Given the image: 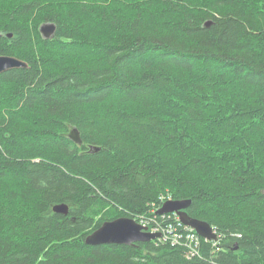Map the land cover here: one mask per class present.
Masks as SVG:
<instances>
[{
  "label": "trees",
  "instance_id": "obj_1",
  "mask_svg": "<svg viewBox=\"0 0 264 264\" xmlns=\"http://www.w3.org/2000/svg\"><path fill=\"white\" fill-rule=\"evenodd\" d=\"M0 55V264H264V0H0ZM163 196L203 257L86 243Z\"/></svg>",
  "mask_w": 264,
  "mask_h": 264
},
{
  "label": "water",
  "instance_id": "obj_2",
  "mask_svg": "<svg viewBox=\"0 0 264 264\" xmlns=\"http://www.w3.org/2000/svg\"><path fill=\"white\" fill-rule=\"evenodd\" d=\"M56 28L57 26L54 22H46L41 26L40 31L44 38L49 39L55 35ZM27 67H29V63L23 59L13 55H0V73L13 68ZM69 137L79 145L83 143L77 127L71 129ZM96 150H99V148ZM191 202V199H168L157 210V214L175 213L184 225L195 229L203 238L209 241L218 240L219 235L209 222L189 215L186 209L191 205ZM53 210L66 215L69 213V205L67 203H59L53 207ZM159 236H161L160 232L149 231L146 226L135 218L123 216L105 221L86 237V243L93 246L100 244L130 245L137 242H149Z\"/></svg>",
  "mask_w": 264,
  "mask_h": 264
},
{
  "label": "built area",
  "instance_id": "obj_3",
  "mask_svg": "<svg viewBox=\"0 0 264 264\" xmlns=\"http://www.w3.org/2000/svg\"><path fill=\"white\" fill-rule=\"evenodd\" d=\"M161 199L165 202L164 196ZM159 207H157V209ZM157 209L152 210L154 211L153 215L148 217L140 216L138 221L146 226L149 231L160 232L161 236L156 239L163 244L185 248L186 256L188 258L196 259L203 257V240L206 242L209 240L200 236L195 229L184 225L177 214L167 213L160 215L157 214ZM213 242L214 245L217 244V241Z\"/></svg>",
  "mask_w": 264,
  "mask_h": 264
},
{
  "label": "snow or ice",
  "instance_id": "obj_4",
  "mask_svg": "<svg viewBox=\"0 0 264 264\" xmlns=\"http://www.w3.org/2000/svg\"><path fill=\"white\" fill-rule=\"evenodd\" d=\"M79 2L86 5L87 3L94 2V0H79Z\"/></svg>",
  "mask_w": 264,
  "mask_h": 264
}]
</instances>
